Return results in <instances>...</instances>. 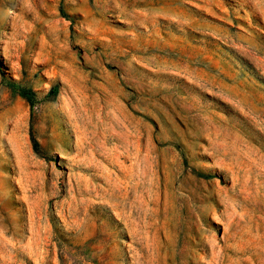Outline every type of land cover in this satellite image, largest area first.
<instances>
[{
  "label": "rangeland",
  "instance_id": "1",
  "mask_svg": "<svg viewBox=\"0 0 264 264\" xmlns=\"http://www.w3.org/2000/svg\"><path fill=\"white\" fill-rule=\"evenodd\" d=\"M0 264H264V0H0Z\"/></svg>",
  "mask_w": 264,
  "mask_h": 264
},
{
  "label": "trees",
  "instance_id": "2",
  "mask_svg": "<svg viewBox=\"0 0 264 264\" xmlns=\"http://www.w3.org/2000/svg\"><path fill=\"white\" fill-rule=\"evenodd\" d=\"M51 93L53 95H57L58 94V88L57 87L52 88ZM28 101H31L29 94H28Z\"/></svg>",
  "mask_w": 264,
  "mask_h": 264
}]
</instances>
